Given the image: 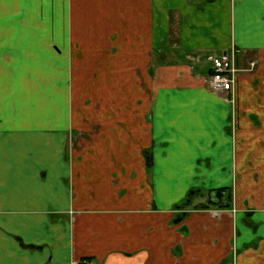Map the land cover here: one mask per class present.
Instances as JSON below:
<instances>
[{
	"label": "crops",
	"instance_id": "obj_1",
	"mask_svg": "<svg viewBox=\"0 0 264 264\" xmlns=\"http://www.w3.org/2000/svg\"><path fill=\"white\" fill-rule=\"evenodd\" d=\"M0 54L72 74L0 77V264H264V0H0Z\"/></svg>",
	"mask_w": 264,
	"mask_h": 264
},
{
	"label": "rangeland",
	"instance_id": "obj_2",
	"mask_svg": "<svg viewBox=\"0 0 264 264\" xmlns=\"http://www.w3.org/2000/svg\"><path fill=\"white\" fill-rule=\"evenodd\" d=\"M2 28V27H1ZM217 53H213V56ZM39 55H9V54H0V77L3 78L1 80L7 81L8 76L14 77L15 79L21 78L26 79V81L29 83L30 81L35 86H39V83L44 82V79L46 78L49 82L48 86L50 87H56L57 86V78H59L64 71L66 70H56L54 65H51V63L45 59H41L38 57ZM49 63L48 68H40V66L46 67V63ZM9 68V69H8ZM254 68V67H253ZM68 76H72L71 71H66ZM14 74V75H11ZM75 75H86L85 70H74ZM20 79V81H21ZM53 79L54 81H51ZM57 79V80H56ZM1 84V81H0ZM2 86V85H0ZM33 86V87H35ZM85 106H87L88 98L84 99ZM85 135V134H84ZM83 136V133L78 132L75 134V138H79ZM233 192V191H232ZM233 204V201H232ZM185 209H191V208H185Z\"/></svg>",
	"mask_w": 264,
	"mask_h": 264
},
{
	"label": "built area",
	"instance_id": "obj_3",
	"mask_svg": "<svg viewBox=\"0 0 264 264\" xmlns=\"http://www.w3.org/2000/svg\"><path fill=\"white\" fill-rule=\"evenodd\" d=\"M209 73L205 79L207 88L212 92H234L238 69L233 63V55L223 53L218 56H208ZM255 66V61L249 62V69ZM233 101V100H231Z\"/></svg>",
	"mask_w": 264,
	"mask_h": 264
},
{
	"label": "trees",
	"instance_id": "obj_4",
	"mask_svg": "<svg viewBox=\"0 0 264 264\" xmlns=\"http://www.w3.org/2000/svg\"><path fill=\"white\" fill-rule=\"evenodd\" d=\"M150 164V162H149ZM205 197L203 201L194 203L195 198ZM233 201V192L231 187L223 186L215 189L202 190L198 188H191L184 199L177 205L178 209L185 208H231ZM185 212L178 213L175 220L179 221L185 216ZM21 243V242H20ZM21 245H23L21 243ZM33 247V246H29Z\"/></svg>",
	"mask_w": 264,
	"mask_h": 264
},
{
	"label": "flooded vegetation",
	"instance_id": "obj_5",
	"mask_svg": "<svg viewBox=\"0 0 264 264\" xmlns=\"http://www.w3.org/2000/svg\"><path fill=\"white\" fill-rule=\"evenodd\" d=\"M229 260H233V259H231V256L229 257Z\"/></svg>",
	"mask_w": 264,
	"mask_h": 264
}]
</instances>
